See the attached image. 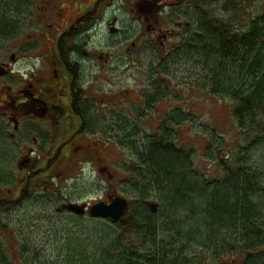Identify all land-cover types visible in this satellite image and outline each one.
Returning a JSON list of instances; mask_svg holds the SVG:
<instances>
[{
	"label": "rangeland",
	"instance_id": "obj_1",
	"mask_svg": "<svg viewBox=\"0 0 264 264\" xmlns=\"http://www.w3.org/2000/svg\"><path fill=\"white\" fill-rule=\"evenodd\" d=\"M75 1L63 3L67 5ZM46 2L11 0L10 4V0H0V16L7 23L5 27L0 25V59L7 51L10 56L17 54V60L13 62L14 73L9 77L11 84L48 61L49 56L47 59L42 56L48 54V46L2 44L3 31L11 36L14 30L10 38L14 43L33 34V26L40 18L38 15L44 13L42 6ZM157 5L162 10L163 28L178 33L173 38V42L178 44L168 56L166 50L161 51L154 44H137L135 53L126 51L123 46L108 49L107 44H98L92 49L110 53L102 84L107 92H118L112 97L118 107L114 108L113 103L108 102L104 113L106 119H101L104 137L100 138L101 147L95 146L101 151L100 159L90 147L87 154L79 159L57 162L58 169L53 166L47 173L50 174L48 177L32 178L46 161L34 160L29 168L20 171L19 154L24 146L5 138L0 108V201L14 202L0 210V257L13 256L17 258L15 264H65L69 254L67 237L70 241L80 237V242L87 244L90 239L111 235L106 231L108 225H113L110 221L92 219L87 214L77 216L63 207L69 203L89 207L98 201L107 202L109 194L135 199L137 195L133 193L132 185H124L119 180L124 179L125 167L135 168L139 151L146 146L150 136L171 135L179 148L193 151L195 169L205 180L223 179L225 173L221 166L226 163L227 166L239 167L241 156H245L251 173L264 171V132L258 128V138L256 130L247 136L243 134L233 116V101L211 93L210 84L200 74L203 65L196 53L188 58L178 53L180 44H184L193 33L198 34L200 25L194 23L193 16L226 22L235 28L236 33L242 34L258 17L264 16V0H163ZM18 6L19 11L16 10ZM116 6L125 9V1L119 0ZM174 51L176 53L172 54ZM159 59L162 66H156ZM160 67L162 71L157 73ZM157 92L162 98H158ZM251 135H254V144ZM90 140L98 142L97 137ZM45 179L53 187L42 194L39 191ZM29 181H33L30 189L27 188ZM37 183L41 187H38V192H33ZM150 195L148 207L156 211L158 201L151 192ZM251 202L254 205L261 203L264 207V193ZM154 204L157 206L153 207ZM133 207L134 202L130 203L126 216ZM215 241L218 244L223 242V245L232 243V239L224 243V238ZM204 244L210 248L215 243L204 241ZM241 256L237 255V258ZM233 259L227 255L221 264H235Z\"/></svg>",
	"mask_w": 264,
	"mask_h": 264
},
{
	"label": "trees",
	"instance_id": "obj_2",
	"mask_svg": "<svg viewBox=\"0 0 264 264\" xmlns=\"http://www.w3.org/2000/svg\"><path fill=\"white\" fill-rule=\"evenodd\" d=\"M0 18L5 27L7 23ZM193 18L200 25L198 34L180 44L178 53L185 58L196 53L203 65L200 74L210 84L211 93L233 101V116L243 134L256 130V138L260 137L258 128L264 132V16L242 34L226 22ZM160 60L156 66H162ZM161 71L160 67L156 72ZM250 139L254 144V135ZM145 145L135 168L125 167L124 179L119 180L130 183L137 195L130 200L134 207L127 221L107 220L113 225L106 231L112 234L87 244L80 237L74 241L67 237L65 264H221L227 255L235 264H264V207L251 202L264 193V171L251 173L241 156V166L224 163L225 177L209 181L196 171L194 152L179 148L171 135L153 136ZM52 163L45 162L32 178L48 177ZM42 183L39 192L46 194L53 186L47 179ZM32 185L29 181L27 188ZM38 185L33 192H38ZM150 192L158 201L156 211L148 207ZM13 203L0 201V210ZM218 238H224V243L232 239V243L218 244ZM204 241L215 244L207 248ZM0 261L15 264L17 258L1 255Z\"/></svg>",
	"mask_w": 264,
	"mask_h": 264
},
{
	"label": "flooded vegetation",
	"instance_id": "obj_3",
	"mask_svg": "<svg viewBox=\"0 0 264 264\" xmlns=\"http://www.w3.org/2000/svg\"><path fill=\"white\" fill-rule=\"evenodd\" d=\"M63 1L47 0L33 34L21 37L20 42L10 40L14 33L3 37L2 44L48 46V54L42 55L49 56L48 61L17 83L11 84L9 78L17 54L10 56L7 51L0 59L4 136L24 146L21 161L79 159L90 147L101 158L95 147H101L104 137L101 119H106L108 102L118 107L112 98L118 92H107L102 84L110 53L93 51L94 46H123L135 53L137 44H154L168 54L178 44L173 42L178 33L162 26L157 4L163 0H124L125 9L116 8L119 0H76L67 5ZM92 137L98 142L91 141Z\"/></svg>",
	"mask_w": 264,
	"mask_h": 264
},
{
	"label": "water",
	"instance_id": "obj_4",
	"mask_svg": "<svg viewBox=\"0 0 264 264\" xmlns=\"http://www.w3.org/2000/svg\"><path fill=\"white\" fill-rule=\"evenodd\" d=\"M0 69L2 67L0 66ZM4 73L0 71L2 76ZM30 161L24 160L19 163V168L23 169L28 167ZM110 202H98L91 206L89 209V214L93 218H103V219H113L118 220L120 217H123L126 213L128 207V201L124 197H109ZM66 208L69 211L77 215H83L86 210V206H80L78 204L71 203L66 205Z\"/></svg>",
	"mask_w": 264,
	"mask_h": 264
},
{
	"label": "bare ground",
	"instance_id": "obj_5",
	"mask_svg": "<svg viewBox=\"0 0 264 264\" xmlns=\"http://www.w3.org/2000/svg\"><path fill=\"white\" fill-rule=\"evenodd\" d=\"M19 28V27H18ZM99 52V51H98ZM32 169V168H31ZM30 170V169H29ZM21 171V170H20ZM13 189V188H12ZM16 193V192H15ZM40 193V192H39ZM32 194H33V192H32ZM127 201H128V207H127V210H126V212H128L129 211V208H130V200L129 199H127L126 197H124ZM5 200V199H4ZM16 200V199H15ZM17 201V200H16ZM153 207H156V205L154 204L153 205ZM64 208H66V206L64 207ZM67 209V208H66ZM157 209V208H156ZM69 212H71L72 213V211H69ZM128 216V215H127ZM127 216H126V213H125V215L123 216V217H120L118 220H113V219H104V220H110V221H112L113 223H117V222H119V221H123V222H126L127 221ZM94 219H103V218H94Z\"/></svg>",
	"mask_w": 264,
	"mask_h": 264
}]
</instances>
